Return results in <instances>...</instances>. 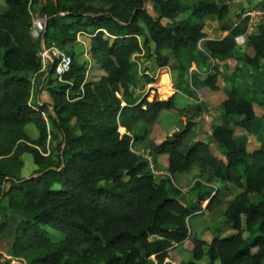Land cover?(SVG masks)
<instances>
[{
  "label": "trees",
  "instance_id": "16d2710c",
  "mask_svg": "<svg viewBox=\"0 0 264 264\" xmlns=\"http://www.w3.org/2000/svg\"><path fill=\"white\" fill-rule=\"evenodd\" d=\"M2 1L0 201L6 199L8 207L22 216L12 255L27 264H172L167 261L171 252L190 239L192 259L181 264H198L204 257L210 264H264V144L250 151L235 136V128L251 130L255 104L264 107V94L225 88L219 107L222 118L230 117L233 126L217 124L207 141H194L182 151L191 131L189 122L155 145L151 166L139 153L140 142L161 111L175 109L173 96L137 100L130 91L132 57L143 47L147 58L154 54L157 67H165L169 58L163 49L182 62V53L197 43L201 63L209 68L203 84L217 91L219 71L207 57L238 58L245 67L259 69L264 61V23L246 36L245 46L252 53L238 55L235 37L246 33L248 18L224 24L231 0ZM148 1L157 17L146 11ZM185 10L197 23L215 18L227 34L208 38L191 21L161 22ZM35 14L45 19L46 29L39 37L31 34ZM78 33L90 35V53L104 74L86 81L84 66L71 51L67 52L71 69L60 80L54 74L55 63L41 71L40 49L67 48ZM144 78L146 84L154 82L151 76ZM160 79L169 82L166 73ZM34 86L48 92L50 105L31 106ZM29 123L38 130L36 138L25 130ZM211 144L221 158L212 153ZM24 152L32 156L35 173L12 176L8 169L22 166ZM156 155L166 157L164 166L155 161ZM194 166L199 169L190 186L194 202L186 205L175 181ZM153 170L165 173L156 175ZM207 177L208 183L219 181L224 190L238 191L229 199L219 196V189L212 195ZM100 180L111 185L100 186ZM206 200L208 211L225 205L219 216L233 233L221 236L214 228L210 241L198 234L190 237L188 219ZM8 227L0 222V233ZM0 264L14 263L0 253Z\"/></svg>",
  "mask_w": 264,
  "mask_h": 264
},
{
  "label": "rangeland",
  "instance_id": "374dc122",
  "mask_svg": "<svg viewBox=\"0 0 264 264\" xmlns=\"http://www.w3.org/2000/svg\"><path fill=\"white\" fill-rule=\"evenodd\" d=\"M193 1L179 0L182 4H191ZM213 1L220 3L222 0ZM227 4L229 9L224 21L226 25H234L237 23L246 11L264 8V0H231L227 1ZM4 7L3 1L0 0V11ZM145 9L151 16H158L150 1L145 3ZM189 13L188 10H185L175 18H163L161 22L163 24L174 25L182 20L191 21L200 26L208 38L222 37L227 34V31L220 30L221 25H219L215 18H208L204 20V23H197L190 18ZM33 18H37V15H33ZM207 23L212 27H217L218 31L214 34L211 33L210 29L206 27ZM255 23H252L248 27L246 36L255 32L257 26L254 25ZM68 46L67 48H59V50L66 53L71 51L73 53L75 61L84 66L86 81H95L104 73L90 53V35L79 33L77 34L75 42ZM43 47L48 48L46 46ZM150 51H153V44H150ZM199 51H201L200 43L191 45L188 50L182 53V62H180L172 56L168 49H163L161 53L169 58L168 65L165 67H157L154 54L151 58H147V51L144 47L140 53L132 57L134 82L130 85V91L134 98L137 100L146 98L148 101L152 99L167 100L169 97L177 94L176 100L174 99L175 109L161 111L157 120L148 126V133L140 142L139 153L145 159L149 160L151 166L153 163L151 152L154 151L155 145L167 136V134H173L183 130L189 122L192 125L191 131L181 146L182 151H186L194 141H207L211 128L217 124L233 126V121L230 117L222 118L223 116L219 107L225 88L235 86L237 88H248L251 92L256 91L257 94H264V61L259 69L253 70L245 67L238 58L218 59L207 57V62L219 71L217 80L218 89L217 91H210L203 84V79L208 74L209 68L201 63L202 56ZM243 52L252 53L251 49L245 46V42L237 45V54L239 55ZM1 54L2 50L0 49V64ZM50 65L51 61L48 62L46 70ZM165 73L169 77V82L160 79L161 75ZM144 75L153 77L154 82L146 84ZM255 111L256 119L249 132L235 128L236 139L239 142L246 143L250 151L264 144V107L255 104ZM26 132L30 138L38 135V130L32 123L26 125ZM210 147L212 153L221 158L216 147L213 144ZM20 159L22 160L21 167L8 169L12 176L26 178L35 173L37 166L34 164L32 156L29 153H22ZM155 161L160 166H164L166 164V157L164 155H156ZM153 171L156 175L165 173L163 170ZM198 174L199 169L194 166L191 170L178 176V180L175 181V184L182 187L181 190L184 193L183 202L186 205H191L194 202V194L190 186L195 183ZM122 178L123 180L127 179L124 172L122 173ZM206 183L214 190L212 195L215 194V189H219V196L225 199L233 197L238 191L237 188H230L227 191L224 190L222 183L219 181L211 180L209 183L208 181ZM97 184L100 186H110L111 182L100 180ZM255 199H259V197ZM207 203L208 200L201 202L200 206L202 209L189 217L187 223L190 237L198 234V236L203 237L206 241H210L213 233H215L213 231L214 228L221 230V236H227L233 233L234 231L230 225L224 224L223 217L219 216L221 208H224L225 205L221 204L222 207L220 206V210L214 208V210L208 211L206 210ZM18 214V212L14 213L8 207L6 199L0 201V222H5L9 225L6 232L3 234L0 233V253L11 258L14 264H27V261L14 257L11 253L15 228L22 219V216ZM243 236L247 238L248 234L244 232ZM189 248H191L190 239L183 245L176 247L171 252V256H169L167 261L172 262L175 260L176 262L173 261V263L177 264L189 262L192 259ZM206 260L207 258L204 257L198 262L201 263ZM212 264H219V262L215 261Z\"/></svg>",
  "mask_w": 264,
  "mask_h": 264
},
{
  "label": "built area",
  "instance_id": "2783aa9c",
  "mask_svg": "<svg viewBox=\"0 0 264 264\" xmlns=\"http://www.w3.org/2000/svg\"><path fill=\"white\" fill-rule=\"evenodd\" d=\"M241 18H248L247 29L254 22H256L254 25L264 23V8L246 11L241 16ZM44 25H45V19L40 18L38 16L37 18H33L32 28H31L32 36L39 37L43 32ZM246 34H247V30L244 35H239L235 37V42L237 45L243 44L245 42ZM38 55L41 60V71H46L47 64L48 62L51 61V64L55 63L54 74L55 76H57L59 80L61 79V76L64 73L68 72L71 69L72 56L69 53L62 52L56 46H51L48 48L42 47Z\"/></svg>",
  "mask_w": 264,
  "mask_h": 264
},
{
  "label": "crops",
  "instance_id": "0c3cea01",
  "mask_svg": "<svg viewBox=\"0 0 264 264\" xmlns=\"http://www.w3.org/2000/svg\"><path fill=\"white\" fill-rule=\"evenodd\" d=\"M67 47H69V46H67ZM176 96H177V94H175L173 96V100L174 99L176 100ZM29 102L33 106L34 109H37V107L42 105V104H49L50 105L51 104V99H50V96H49V94H48V92L46 90H41V86H39V87H35L34 86L33 89L31 90V95H30V101ZM49 109H51V107H49ZM25 130H26V126H25ZM36 137H34V138H36ZM173 261L176 262L175 260H173ZM173 261H172V264H177V263H173ZM197 263L198 264H210V262L208 260L203 261L201 263H199V262H197Z\"/></svg>",
  "mask_w": 264,
  "mask_h": 264
},
{
  "label": "water",
  "instance_id": "95a60500",
  "mask_svg": "<svg viewBox=\"0 0 264 264\" xmlns=\"http://www.w3.org/2000/svg\"><path fill=\"white\" fill-rule=\"evenodd\" d=\"M206 27L210 29L211 33H216L218 31L217 27H212L209 23L206 24ZM46 25H44L43 31H45ZM31 76V73L29 74Z\"/></svg>",
  "mask_w": 264,
  "mask_h": 264
}]
</instances>
